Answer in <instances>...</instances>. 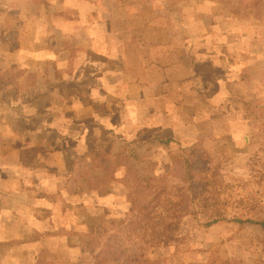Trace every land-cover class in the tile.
<instances>
[{
  "label": "crops",
  "instance_id": "obj_1",
  "mask_svg": "<svg viewBox=\"0 0 264 264\" xmlns=\"http://www.w3.org/2000/svg\"><path fill=\"white\" fill-rule=\"evenodd\" d=\"M223 1L33 0L31 10L18 7L28 20L21 16L15 46L10 23L1 25L0 264H98L90 237L115 233L128 207L123 189L112 194L125 175L118 149L178 145L185 125L187 134L212 138L211 128L196 125L216 123L217 107L229 121L223 84L232 25ZM47 64L57 78L39 72ZM11 67L22 75L5 82ZM120 201L119 215L110 208ZM205 232L200 247L177 256L157 247L163 264H206L213 249L241 264L243 246L249 258L264 240L253 225L221 222Z\"/></svg>",
  "mask_w": 264,
  "mask_h": 264
},
{
  "label": "trees",
  "instance_id": "obj_2",
  "mask_svg": "<svg viewBox=\"0 0 264 264\" xmlns=\"http://www.w3.org/2000/svg\"><path fill=\"white\" fill-rule=\"evenodd\" d=\"M21 16L28 20L26 12ZM8 35L11 41H16L17 31L12 27ZM39 72L47 77L50 73L54 78L60 75L52 64ZM35 74L31 72L27 80L31 87L37 79ZM21 75L20 69L11 67L1 79L14 80ZM254 111L259 132L246 141L243 152L246 156L241 165L234 162L230 152L212 157L198 144L172 153L171 168L152 175L141 165L144 156L124 143L114 155L125 169L121 184L128 207L120 230L98 240L100 245L96 247L100 249L95 253L98 264H163L161 258L150 259L148 252L165 245L176 248L175 256L189 251L190 240L197 244L202 228L221 222L240 223L242 216L234 211H248L249 217L244 222L259 227L264 235V104H258ZM110 146L108 140L100 143L104 153ZM106 177L114 178L113 172H107ZM250 184L258 189L254 195L235 193L236 189ZM218 198L230 200V207H221ZM165 216L171 218L170 223L165 221Z\"/></svg>",
  "mask_w": 264,
  "mask_h": 264
},
{
  "label": "rangeland",
  "instance_id": "obj_3",
  "mask_svg": "<svg viewBox=\"0 0 264 264\" xmlns=\"http://www.w3.org/2000/svg\"><path fill=\"white\" fill-rule=\"evenodd\" d=\"M32 1L33 0H0V29L3 23H10V27L15 31L21 20V17L18 15L21 11H19L18 7L21 9H26L27 7V9L31 10ZM223 2L227 5L228 10L231 11V17L228 16L227 22L232 25L230 28L232 31L229 36L230 45H228L229 48L226 54L229 74L224 80L225 84H223L231 98L230 104L223 110V112H225V110L229 112V121L223 117L222 109L219 107H217V109H203V111L217 110V113L214 114V116L217 117L216 123L204 124L203 121H200V123L196 125L200 130L211 128V130L214 131L212 138H210L209 134L201 132L202 130L200 132H194L192 135L189 133L187 134L189 130L186 127L187 125H185L183 126L185 132H182L184 133V137L181 138L182 141L178 145H169L166 143L161 145L154 143V146H136L135 148L137 151L145 158V161L141 165L149 174L159 175L162 172L168 171L172 165L170 157L172 153H179L184 147H191L192 145L198 144L212 157H218L222 152H230L234 162L241 165L246 156L243 154L246 149V141L255 133L259 132L258 129L260 126L257 122V112L254 111V109L258 104H264V0H225ZM41 11L38 12V14H41ZM30 15L34 16L35 12L31 11ZM23 36L26 40L32 38L29 34H24ZM15 42L16 41L12 40L13 46H15ZM1 48L0 45V49ZM3 79L5 82H7V80L11 82L10 79L5 77ZM204 103L203 101V104ZM87 160L88 159H84L81 163L86 166L89 164ZM102 160L101 157H96V162H101ZM78 164L77 162V165ZM86 174L87 172L84 171L79 177L82 178V176H86ZM92 177L96 179L97 176L93 175ZM75 181L77 183V180ZM105 182L112 185L115 179L106 177ZM117 184L118 185L112 189V194L122 196V184ZM94 190L96 191L98 189L95 188ZM257 190L255 185L250 184L244 186V188L240 187L236 189L235 193L242 194L243 192V194L249 197L250 195H254ZM99 192H102L101 186L99 187ZM236 197L238 198L239 196L237 195ZM171 201L173 202L175 199L171 198ZM218 201L221 207H223V205L226 208L230 207V200L225 201L224 199L218 198ZM109 206L110 204H107V207ZM116 208L119 209L117 213L120 215L125 210V205L120 201L117 202V207H111L110 209L115 211ZM234 213L242 216V221L240 223H232L236 227L239 228L241 225H251L244 222L249 217L248 211L240 210L234 211ZM170 219L171 218L168 216H165L166 222L170 223ZM207 228H202L197 244L203 239ZM119 230L120 227H117L115 233ZM234 231L236 233V230ZM106 236L107 234L103 236V239H105ZM99 239L97 237H90L92 248L100 245ZM241 241H245V239L243 238ZM193 244L194 242L191 239V247L194 246ZM261 244L262 248H251L249 258L245 252L247 248L243 246L244 249H241V252H244L239 256L237 263H245L248 260L250 264H264V240H262ZM166 246L167 245H165V247ZM197 246L200 247V245ZM173 248L174 250L172 251L176 252V248ZM154 249L150 250L147 254L148 257L150 259L161 258L164 261L165 257H162L161 253H159L156 248ZM170 252H166V256H169ZM208 257V264H231V262L228 263L221 260V256L217 249H213Z\"/></svg>",
  "mask_w": 264,
  "mask_h": 264
}]
</instances>
